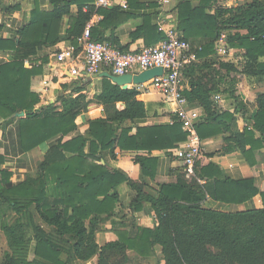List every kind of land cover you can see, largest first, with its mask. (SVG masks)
I'll list each match as a JSON object with an SVG mask.
<instances>
[{
  "label": "trees",
  "instance_id": "16d2710c",
  "mask_svg": "<svg viewBox=\"0 0 264 264\" xmlns=\"http://www.w3.org/2000/svg\"><path fill=\"white\" fill-rule=\"evenodd\" d=\"M48 1L52 8L43 11L36 6L30 22L14 37H4L0 24V55L11 56L10 61L0 64V119L25 113L20 137L22 146L29 150L57 137L37 162L36 174L19 183H13L12 173L2 169L4 158L0 155V232L7 244L1 264H73L93 259L95 264H127L131 256L156 259L158 247L162 254L159 261L164 264H264V191L253 178L234 180L219 165H202L199 160L196 178L188 181L178 175L176 182L156 189L99 163L105 150L113 158L117 150L135 152L133 161L140 165L144 177L153 179L157 159L152 152L169 153L191 138L179 122L137 125L147 117L137 87L123 89L102 78V90L93 101L85 91L91 79L80 77L73 87H62L59 105L51 102L50 93L41 97L32 90V78L46 72L48 57L31 68H26V59L64 40L75 43L95 13L102 19L92 27L93 40L110 41L128 51L129 45H120L114 31L139 17L146 2L129 0V9L123 10L96 9V0ZM219 1L180 0L177 5L178 31L198 55V61L185 71L184 95L190 106L196 104L204 111L196 124L198 136L204 140L223 135V153L240 151L249 165L255 166L264 152V92L251 102L245 97L250 94L248 77L264 78V0L228 8ZM155 5L153 2L148 7ZM67 16L68 27L63 32ZM141 16L144 24L133 31L132 42L143 39L146 46L158 44L165 35L152 22L153 14ZM221 31H228L230 46L244 61L241 67L217 56L216 41ZM212 71L219 78L211 79ZM220 92L233 100L235 111L215 102L214 95ZM92 102L103 107V116L89 120L83 134L70 137L78 128V117ZM121 103L125 105L122 108L118 106ZM252 107L257 109L253 115ZM236 114L246 121L243 131ZM124 182L137 192L130 213L134 216L150 205L154 226H140L135 221L128 230L118 228L117 239L100 245L97 234L104 230L107 220L120 213L117 188ZM256 195L261 197L259 208L227 209ZM208 199L226 207H207L204 203Z\"/></svg>",
  "mask_w": 264,
  "mask_h": 264
},
{
  "label": "crops",
  "instance_id": "0c3cea01",
  "mask_svg": "<svg viewBox=\"0 0 264 264\" xmlns=\"http://www.w3.org/2000/svg\"><path fill=\"white\" fill-rule=\"evenodd\" d=\"M228 1V0H227ZM146 2V8L139 12L140 16L132 18L116 28L115 36L119 39L120 45H129V50H136L146 45L143 39H137L132 42L131 34L136 31L138 27L144 24V19L141 16L143 13H152V22L156 24V18L160 12L167 15L172 23L179 26L177 5L180 0H172L168 5L163 6L159 0H144ZM156 2L155 6H149V4ZM36 6L43 11H48L52 8L48 0H0V24L3 25L2 35L6 38L14 37L16 31L31 20L32 11ZM10 7L9 10L5 8ZM102 19H96L98 23ZM69 17H65L63 24V32L68 27ZM179 29V27H178ZM110 32L107 33L109 36ZM67 41H61L54 46L42 49L38 53V57L48 56V64L46 73L49 76V85L47 93L51 96L57 95L64 85H69L70 82H74L75 79H79L70 75L69 72L63 73L59 65L55 62L51 56L59 45L66 43ZM202 43V42H201ZM197 42L196 44H201ZM43 55V56H42ZM5 54L0 55V64L6 62L4 60ZM88 78V77H86ZM43 75H37L34 77L32 89L38 93L44 90ZM136 87L130 85L129 88ZM138 88V87H137ZM102 90V78L91 79V83L86 88V93L89 99L94 101L96 95ZM67 90L66 93H69ZM46 93V94H47ZM142 100L147 109V117L137 123V125H157L161 123H171L172 111L174 104L167 102L164 96L158 91H140L138 96ZM246 100L251 102L252 100L245 97ZM53 101V98L52 100ZM195 107H199L194 104ZM119 107L122 108L120 104ZM256 108L252 107V115L256 112ZM103 116V107L96 102H92L87 112L82 113L78 117V128L71 134L70 137H74L83 134L88 129V121ZM21 118L13 116L8 119H0V155L4 158V164L2 169H6L7 172H11V180L13 183H19L25 180L28 176H34L37 171V162L42 160L49 150L50 144L57 139L52 138L32 149H26L22 146L21 139ZM202 147V157L200 163L207 165L209 162H213L220 166V169L226 176L234 180L253 178L255 184L260 191H264V152L260 155L259 161L255 166L249 165L240 151H234L231 153H223V135H217L214 137L206 138L202 140L199 138ZM182 143V142H181ZM180 144V143H179ZM176 150V149H175ZM175 150L167 153L160 150H154L152 156L156 157V168L154 169L155 178H146L142 174V170L139 164L133 161L136 156L135 152H120L117 150L116 158H113L110 151L105 150L103 152V160L101 164H107L110 168H115L123 171L134 182L146 181L151 187L159 189L163 184L170 182H176L178 175H184L185 179L190 181L192 178H196V167L194 168L193 175L188 173V169H184V165L175 156ZM142 153V152H141ZM216 153L213 157L210 154ZM145 155V153H142ZM117 191L120 196V202L124 211L129 214V206L131 202L136 198L137 192L133 190L127 182L118 186ZM207 207H213L217 209H224L226 206L208 199L205 203ZM262 206L260 195H256L252 200H248L243 204H230L227 209L230 211H239L242 209L259 208ZM151 213V206L148 205L146 209L135 212L134 217L136 222L140 226H154V219ZM110 237L112 240L114 234ZM0 233V238H1ZM4 236V235H3ZM116 237V236H115ZM110 239V241H112ZM3 248V249H2ZM6 237L4 236V246H0L1 251L6 250ZM2 249V250H1Z\"/></svg>",
  "mask_w": 264,
  "mask_h": 264
},
{
  "label": "built area",
  "instance_id": "2783aa9c",
  "mask_svg": "<svg viewBox=\"0 0 264 264\" xmlns=\"http://www.w3.org/2000/svg\"><path fill=\"white\" fill-rule=\"evenodd\" d=\"M159 1L163 6L172 2V0ZM93 6L96 9L120 7L123 10L130 7L129 0H96ZM84 9L88 10V6H85ZM100 17L95 13L82 33L76 38L75 43L67 41L59 45L52 51L51 56L63 73L67 71L76 78L101 79V74L104 72L116 76L138 75L144 70L161 67L163 69L161 76L154 77L136 87L139 91H158L167 102L174 104L170 122H179L182 129L191 135L190 139L178 144L175 156L183 163L184 167L194 172V168L202 157V147L196 124L205 114L201 107L190 106L184 95L186 89L185 71L198 60L193 45L183 38L177 25L172 23L165 13L160 12L156 18V24L165 38L156 45H144L136 50L124 51L115 47L110 41L93 40L91 30L96 19ZM228 35V31L220 32L216 41V53L219 58L237 65L240 58L236 50L230 46ZM4 60L10 61V54L6 53ZM39 64H41V59L38 54L36 57L25 60L26 68ZM49 82V79L43 80L44 90L40 94L47 93ZM214 100L216 103H220L221 96L214 95Z\"/></svg>",
  "mask_w": 264,
  "mask_h": 264
},
{
  "label": "rangeland",
  "instance_id": "374dc122",
  "mask_svg": "<svg viewBox=\"0 0 264 264\" xmlns=\"http://www.w3.org/2000/svg\"><path fill=\"white\" fill-rule=\"evenodd\" d=\"M249 1H251V0H228V1L227 0H221V1H219V5L224 7V8H228V7H235V6H238V5H243V4H245V3L249 2ZM243 64H244V61H243V59L241 60V58H240L239 61L237 62V65L239 67H241ZM205 71H208V70L205 69ZM205 71H201V72H205ZM211 76H212L211 79L219 78V75H218V73H216V71H212ZM43 78L44 79H48L49 78V76H48V74L46 72L43 74ZM33 80H34V78H32V82H31L32 83L31 84L32 87H33V82H34ZM74 83L75 82H70L69 85H72V87H73ZM248 84H249V89H250V94H249L248 99L254 101L253 98H255V96L258 93L264 92V78L259 79V78H255V77H248ZM36 93H38V92H36ZM38 94L41 97H43V95H44V93L43 94L38 93ZM216 94L221 96V102L218 103L221 108L229 109L230 111H235L234 110V108H235L234 107V102L226 93L220 92V93H216ZM57 97H58V94L57 95L55 94L54 96H52L53 101H55V105H59L60 104V102L57 101ZM53 101H51V102H53ZM236 116H237L238 121H239L240 130L243 131L244 128L246 127V121L244 120V118L240 114H236ZM184 169H188V168L185 167ZM188 173H191L193 175V172L190 171V170H188ZM6 209L7 208L2 206V211L6 212ZM118 209L120 210V213L118 214V216H116V217L113 216L109 220H107L106 223H105V226H104V230L100 231L97 234V239L96 240H97V242L100 245L105 244L106 242L110 241V239L112 240V238L110 237V235H112V234L110 232H112L116 236V237L114 236L113 239H117L118 238V235H117L118 233H116V230L118 228H120V229L123 228V230L124 229L128 230V229H130L131 224H133L136 221L132 214L128 215V213L126 211H124V209L122 208V205H120ZM34 216H35L36 219H38L37 214H35ZM8 219H9V221H12V218L10 216H8ZM129 220L131 221V223H130ZM124 222H126L128 224L126 225V224H124ZM121 223L124 226L122 225L120 227ZM126 226H129V228L126 227ZM0 233L3 234L2 232H0ZM3 235H1V238H0V246H2V245L4 246V236ZM3 252L4 251H1V253H0V264H1V258H2ZM128 253H131V251H128ZM156 253H157L156 254L157 258L156 259H154V257L145 259V258H136L135 256L134 257L131 256L132 260H131L130 263H127V264H164V261H159V259L162 258L161 249L159 247L156 249ZM72 263L73 264H95V259H93V260H91L90 262H87V263H84V262L79 261V260L73 261Z\"/></svg>",
  "mask_w": 264,
  "mask_h": 264
},
{
  "label": "water",
  "instance_id": "95a60500",
  "mask_svg": "<svg viewBox=\"0 0 264 264\" xmlns=\"http://www.w3.org/2000/svg\"><path fill=\"white\" fill-rule=\"evenodd\" d=\"M163 74V69L161 67L153 68L150 70H147L138 75H132V74H126L122 76H116L112 75L108 72H104L101 74V78H108L113 83L120 85L123 89L129 88L130 85L132 86H138L141 84H144L151 80L154 77L161 76ZM122 107L125 105L123 103L120 104ZM18 117H24L25 113L19 112L16 114Z\"/></svg>",
  "mask_w": 264,
  "mask_h": 264
}]
</instances>
